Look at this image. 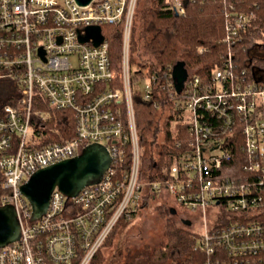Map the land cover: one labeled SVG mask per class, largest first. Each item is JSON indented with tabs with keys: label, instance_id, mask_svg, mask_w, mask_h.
<instances>
[{
	"label": "built area",
	"instance_id": "1",
	"mask_svg": "<svg viewBox=\"0 0 264 264\" xmlns=\"http://www.w3.org/2000/svg\"><path fill=\"white\" fill-rule=\"evenodd\" d=\"M186 1L173 0L177 14L185 13ZM136 4L0 0V77L12 78L18 91L17 101L0 113V205L13 204L21 226L19 238L0 247V264H89L121 218L130 222L145 199L170 196L202 216L193 231L203 264H264V68L250 71L252 58L240 66L236 53L255 13L228 14L218 41L227 50L209 75L188 69L178 91L171 73H152L141 90L130 58ZM107 24L122 30L117 61L103 32ZM88 26L102 28L100 44L93 36L81 39ZM253 48L264 52V39ZM155 85L180 126L178 153L157 177L141 180L134 90L150 100ZM39 98L52 109L75 111V136L49 140L35 119L45 117ZM91 143L104 145L112 157L102 177L77 195L55 188L46 211L33 219L21 185Z\"/></svg>",
	"mask_w": 264,
	"mask_h": 264
},
{
	"label": "trees",
	"instance_id": "2",
	"mask_svg": "<svg viewBox=\"0 0 264 264\" xmlns=\"http://www.w3.org/2000/svg\"><path fill=\"white\" fill-rule=\"evenodd\" d=\"M186 11L177 14L173 0H137L131 34L130 58L137 79L143 74L168 72L174 76L179 62L184 63L186 76L188 69L198 74H210L219 63L220 55L227 50V44L218 42L226 34V22L231 12L255 13V18L243 35V42L237 47L240 66H248L245 61L252 58L250 71L254 67L264 68V52L253 48L260 39H264V0H187ZM233 6V7H232ZM118 25H103V32L110 41V53L117 61L121 58L122 32ZM209 47L200 53L199 46ZM252 52L248 53V49ZM253 56V57H251ZM154 99L145 100L139 90H134L137 125L143 148L140 179L157 177L160 169L171 163L178 153L176 140L179 125L173 124L174 112L171 102L165 103L164 92L160 86L154 87ZM18 91H11L9 96L0 101V113L4 106L15 103ZM157 103H161L157 106ZM37 107H42L44 133L50 134L49 140H58L75 136V111L73 109H52L43 99L37 100ZM182 128V127H181ZM1 203V190H0ZM147 200L142 201L145 205ZM161 209V206H158ZM168 219V218H167ZM166 219V244L160 249L144 252L136 261L121 264H203L205 254L199 243V234L187 226L177 225ZM129 220L121 218L111 232L104 246L110 245L118 228ZM130 223V222H129ZM103 248V247H102ZM102 248L92 262L102 260Z\"/></svg>",
	"mask_w": 264,
	"mask_h": 264
},
{
	"label": "water",
	"instance_id": "3",
	"mask_svg": "<svg viewBox=\"0 0 264 264\" xmlns=\"http://www.w3.org/2000/svg\"><path fill=\"white\" fill-rule=\"evenodd\" d=\"M80 4H88L93 0H77ZM87 35L82 40L94 37V44L103 40L100 26L86 27ZM174 78L176 88L181 91L186 69L184 63L176 66ZM183 70V72L181 71ZM112 161L109 150L100 143H91L74 157L62 160L47 167L38 169L21 185L20 190L32 205V217L37 219L47 209L52 192L55 188L77 195L86 185L98 181ZM17 210L13 204L0 205V247L16 241L21 233ZM190 225V221L187 223Z\"/></svg>",
	"mask_w": 264,
	"mask_h": 264
},
{
	"label": "rangeland",
	"instance_id": "4",
	"mask_svg": "<svg viewBox=\"0 0 264 264\" xmlns=\"http://www.w3.org/2000/svg\"><path fill=\"white\" fill-rule=\"evenodd\" d=\"M183 72V70H181ZM141 90H145L148 83L147 75L144 74L138 81ZM15 82L9 77H0V101L9 96L15 89ZM17 88V86H16ZM176 206H175V204ZM158 206L162 208L159 209ZM177 207L182 209L193 222L185 225L179 218L171 215V209ZM168 218V219H167ZM171 219L177 225L187 226L192 230H198L202 226V216L197 211L185 209L170 196L167 199L152 197L147 203L138 209L136 216L130 223L118 228L114 243L103 246L102 260L99 263L89 264H121L123 262L136 261L144 256L147 249H160L166 244L165 223Z\"/></svg>",
	"mask_w": 264,
	"mask_h": 264
},
{
	"label": "flooded vegetation",
	"instance_id": "5",
	"mask_svg": "<svg viewBox=\"0 0 264 264\" xmlns=\"http://www.w3.org/2000/svg\"><path fill=\"white\" fill-rule=\"evenodd\" d=\"M183 212L182 209H178L177 207L171 209V215L173 217L179 218L183 224L188 225L187 223L188 221L191 223V219H189L186 213Z\"/></svg>",
	"mask_w": 264,
	"mask_h": 264
}]
</instances>
